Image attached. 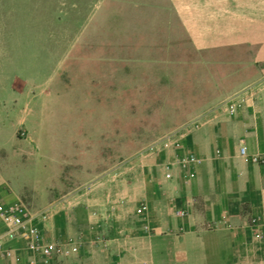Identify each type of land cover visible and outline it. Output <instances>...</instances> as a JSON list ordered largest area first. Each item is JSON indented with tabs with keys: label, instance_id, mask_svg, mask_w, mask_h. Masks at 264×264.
Returning <instances> with one entry per match:
<instances>
[{
	"label": "crops",
	"instance_id": "1",
	"mask_svg": "<svg viewBox=\"0 0 264 264\" xmlns=\"http://www.w3.org/2000/svg\"><path fill=\"white\" fill-rule=\"evenodd\" d=\"M127 9L119 34L126 35L128 58H147V64L155 58L159 64L162 58L174 63L186 58L200 73L192 83L197 91L189 119L264 77V0H136L127 2ZM113 20L112 58L119 40ZM132 41L141 45L134 47ZM2 48L0 135H7L14 152L31 151L48 89L34 80L37 67L22 68L13 51ZM240 142L249 154L264 158V90L234 117L220 114L184 137L176 150L135 161L132 167H113L106 175H88L74 166L68 181L75 186L93 179L89 189L76 186L49 195L50 217L34 224L44 242L73 244L77 251L44 262L21 239H5L3 247L12 258H0V264L32 259L36 264H264V164L244 162ZM189 154L201 163L184 170L173 166L166 180L164 165ZM0 199L22 202L1 180ZM142 204L147 211L138 217L135 210ZM177 209L188 217L176 218ZM253 218L259 226L251 225ZM210 222L217 227L206 229ZM4 231L0 221V234Z\"/></svg>",
	"mask_w": 264,
	"mask_h": 264
},
{
	"label": "rangeland",
	"instance_id": "2",
	"mask_svg": "<svg viewBox=\"0 0 264 264\" xmlns=\"http://www.w3.org/2000/svg\"><path fill=\"white\" fill-rule=\"evenodd\" d=\"M132 1L0 0V50L13 51L22 68L37 67L34 80L48 89L32 153L14 152L0 135V180L32 210L46 208L49 195L93 183L73 186L67 178L74 166L106 175L190 120L200 73L186 58L147 64L127 57L126 35L119 33ZM114 18L119 40L112 58Z\"/></svg>",
	"mask_w": 264,
	"mask_h": 264
},
{
	"label": "built area",
	"instance_id": "3",
	"mask_svg": "<svg viewBox=\"0 0 264 264\" xmlns=\"http://www.w3.org/2000/svg\"><path fill=\"white\" fill-rule=\"evenodd\" d=\"M264 90V78L253 84L247 85L239 91L227 96L218 104L208 108L202 113L198 114L194 118L182 123L174 130L164 134L160 138L156 139L143 150H141L135 161H142L151 156H154L160 152H166L170 150H176L180 147V141L198 130L200 127L216 120L218 116L226 115L228 117H234L239 111H241L248 103L252 104L258 95ZM20 133V136H23ZM239 157L248 164L261 165L264 164V158L260 155H251L247 152L245 145L240 142L238 146ZM134 160H126L118 164L115 168L132 167ZM201 161L192 154L176 156L174 161L166 163L164 165V178L166 180L171 179V170L173 166H176L182 170L191 166H197ZM194 174L188 171L187 178L192 179ZM90 185H85L82 189H89ZM63 201V200H62ZM61 201V202H62ZM64 202V201H63ZM187 203L193 204V200H189ZM53 211V205L47 206L41 210H32L28 208L22 202H16L12 204H4L0 199V221L2 222L5 231L0 234V258L11 259L12 252L6 250L3 247L5 239H21L26 249L40 257L44 262H48L53 257L67 258L71 254L77 251V247L70 244L67 247H62L56 243L44 242L42 236L34 224L36 221L42 223L46 222ZM147 211L145 205H140L135 210V215L138 217L144 216ZM173 215L176 218L184 219L188 217V212L185 210L177 209L173 211ZM252 226H259L258 218L251 220ZM206 229L212 230L217 227L216 223L210 222L206 224ZM254 239L259 241L261 234H254ZM29 264H36L35 259L29 261Z\"/></svg>",
	"mask_w": 264,
	"mask_h": 264
}]
</instances>
